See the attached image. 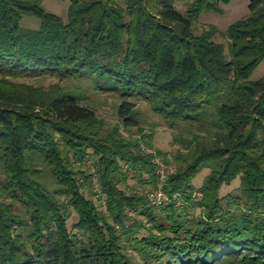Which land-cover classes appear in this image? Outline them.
<instances>
[{"label":"trees","instance_id":"trees-1","mask_svg":"<svg viewBox=\"0 0 264 264\" xmlns=\"http://www.w3.org/2000/svg\"><path fill=\"white\" fill-rule=\"evenodd\" d=\"M231 1L191 0L182 14L177 0H70L64 21L42 0H0V264H139L132 253L141 264H264V77L250 80L264 60V0H251L250 14L225 32L194 30L203 13L222 14ZM25 15L39 28H23ZM47 78L92 80L119 97L125 131L139 125L131 99L181 127L166 190L183 205L150 207L129 192L130 180L152 189L157 175L120 125L108 129L58 85L16 82ZM153 136L143 135L150 147ZM86 159L109 216L86 196L90 175L77 167ZM237 179L239 194L221 197Z\"/></svg>","mask_w":264,"mask_h":264},{"label":"rangeland","instance_id":"rangeland-1","mask_svg":"<svg viewBox=\"0 0 264 264\" xmlns=\"http://www.w3.org/2000/svg\"><path fill=\"white\" fill-rule=\"evenodd\" d=\"M250 1L251 0H232L230 4L222 5V14H216L212 12L203 13L200 16L199 20L194 23V30L197 34H201L204 30H207L210 25H212L217 27L220 32H225L231 24L247 17L250 14ZM190 2L191 0H177L175 7L182 14H185L189 8ZM42 6L47 12L55 14L58 17L62 18L64 21H67L70 0H42ZM21 26L26 29H38L40 26V20L37 17L25 15L23 16ZM213 40L217 43H222L227 47L228 43L226 39H224V37H222L220 34H217L213 38ZM263 77L264 60L254 71L250 80L258 81ZM16 82L25 83L27 85H33L34 87H42L44 89H48L53 85H58L59 87L64 88L65 90L72 91L74 94L82 98V105L88 106L95 111L97 117L106 123L108 129L112 128L115 125H120L122 127V130L125 132L126 136L134 140H136V136H141L142 141L146 144L143 135L148 136L153 133V147L151 148H154L156 151H158V153L166 155L165 160L175 167L173 157L176 151L181 149V146L176 141H174V136L179 135L182 131V128H170L160 116H158L151 110L150 106L146 102L137 99L130 100L136 104L135 119L138 121L139 125L137 127H130L128 131H125L123 121L119 118L118 113V108L121 105V99L111 94L99 93L96 90V84L92 80H59L57 78H47L38 80L20 79ZM139 128L142 129V132L138 131ZM77 167L87 171L86 169H84V167L79 166L78 164ZM41 169H43V171L45 172V176L41 180V182L46 185L50 190H52L55 186V180L51 177L49 170L46 167L42 166ZM208 173V170H203L194 179L193 185L196 187L195 189L197 191L203 185L204 179L208 175ZM128 183L130 187H132L129 192L137 191L138 193H141L148 189L141 187V185L137 184L135 180H130ZM240 185L241 182L239 179H237L231 185L223 186L220 192L221 197H225L233 193L239 194L238 189ZM84 189L86 196L88 197L90 195L91 186H85ZM201 199L199 201H201ZM198 213L199 210L196 211V214ZM64 215L68 219L67 226L69 230H72V226L77 222L78 219L77 214L72 208H68ZM143 221L144 223H146V219H143ZM146 225L149 226L148 224ZM75 233L76 231H73V234ZM141 233L144 234V231L142 230ZM131 255L136 258L139 264H141V261L135 253H132Z\"/></svg>","mask_w":264,"mask_h":264},{"label":"built area","instance_id":"built-area-1","mask_svg":"<svg viewBox=\"0 0 264 264\" xmlns=\"http://www.w3.org/2000/svg\"><path fill=\"white\" fill-rule=\"evenodd\" d=\"M138 144L140 145L141 151L151 157L152 164L156 168L157 183L152 189H147L140 194L146 197L147 206L150 207H164L171 204L176 206H182L183 200L179 194L171 195L166 190V183L169 175L174 171V166L167 162L154 148L149 147L142 141L141 136H136ZM79 166L84 167L90 175V186L91 192L96 200L101 203V208L104 215L109 216V211L107 209V201L100 181V175L98 168L96 167L92 159H86L85 161L78 162ZM201 194L198 192L194 193V198L196 201L201 199ZM134 215V213H130ZM114 225V223L111 221ZM116 228H120L115 225Z\"/></svg>","mask_w":264,"mask_h":264},{"label":"crops","instance_id":"crops-1","mask_svg":"<svg viewBox=\"0 0 264 264\" xmlns=\"http://www.w3.org/2000/svg\"><path fill=\"white\" fill-rule=\"evenodd\" d=\"M232 25V24H231Z\"/></svg>","mask_w":264,"mask_h":264}]
</instances>
